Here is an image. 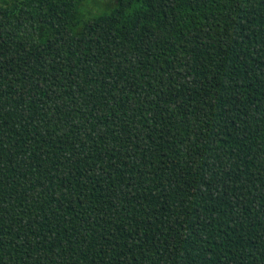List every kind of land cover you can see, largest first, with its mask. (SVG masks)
I'll list each match as a JSON object with an SVG mask.
<instances>
[{
  "label": "trees",
  "instance_id": "16d2710c",
  "mask_svg": "<svg viewBox=\"0 0 264 264\" xmlns=\"http://www.w3.org/2000/svg\"><path fill=\"white\" fill-rule=\"evenodd\" d=\"M85 1H0V264H264V0Z\"/></svg>",
  "mask_w": 264,
  "mask_h": 264
},
{
  "label": "rangeland",
  "instance_id": "374dc122",
  "mask_svg": "<svg viewBox=\"0 0 264 264\" xmlns=\"http://www.w3.org/2000/svg\"><path fill=\"white\" fill-rule=\"evenodd\" d=\"M1 1V0H0ZM114 1V0H113ZM112 2V0H86L84 9L87 11L88 9H91L95 14L99 13L101 11L108 10L107 5ZM95 11H94V10ZM93 13V14H94Z\"/></svg>",
  "mask_w": 264,
  "mask_h": 264
}]
</instances>
